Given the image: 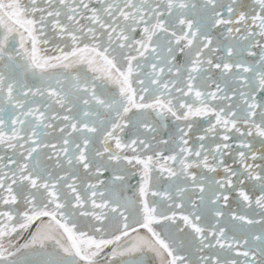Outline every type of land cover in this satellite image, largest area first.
Here are the masks:
<instances>
[{"label": "snow or ice", "instance_id": "obj_1", "mask_svg": "<svg viewBox=\"0 0 264 264\" xmlns=\"http://www.w3.org/2000/svg\"><path fill=\"white\" fill-rule=\"evenodd\" d=\"M0 264H264V0H0Z\"/></svg>", "mask_w": 264, "mask_h": 264}]
</instances>
